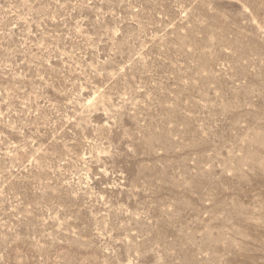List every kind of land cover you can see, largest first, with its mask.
<instances>
[{
    "label": "rangeland",
    "instance_id": "obj_1",
    "mask_svg": "<svg viewBox=\"0 0 264 264\" xmlns=\"http://www.w3.org/2000/svg\"><path fill=\"white\" fill-rule=\"evenodd\" d=\"M0 264H264V0H0Z\"/></svg>",
    "mask_w": 264,
    "mask_h": 264
}]
</instances>
